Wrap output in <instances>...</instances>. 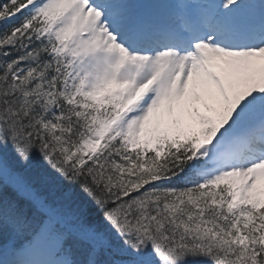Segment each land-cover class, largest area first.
I'll use <instances>...</instances> for the list:
<instances>
[{
    "label": "snow or ice",
    "instance_id": "1",
    "mask_svg": "<svg viewBox=\"0 0 264 264\" xmlns=\"http://www.w3.org/2000/svg\"><path fill=\"white\" fill-rule=\"evenodd\" d=\"M0 264H264V0H0Z\"/></svg>",
    "mask_w": 264,
    "mask_h": 264
}]
</instances>
